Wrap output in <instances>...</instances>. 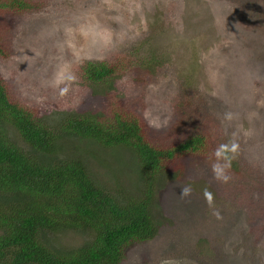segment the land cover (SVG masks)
I'll return each mask as SVG.
<instances>
[{
  "label": "rangeland",
  "instance_id": "1",
  "mask_svg": "<svg viewBox=\"0 0 264 264\" xmlns=\"http://www.w3.org/2000/svg\"><path fill=\"white\" fill-rule=\"evenodd\" d=\"M6 1L0 77L13 100L39 116L81 113L89 103L77 76L82 63L122 65L118 58L148 46L165 57L161 70L126 69L116 89L120 104L147 121L152 139L169 144L204 130L217 146L238 144L228 183L213 179L214 160L189 159L182 173L157 184L159 231L132 245L121 264H264V0H186L172 26L170 11L157 9L169 7L165 0H24L26 10ZM109 153L102 154L108 163ZM110 168L129 181L126 165ZM185 185L192 192L182 199ZM48 242L71 248L81 237L59 232Z\"/></svg>",
  "mask_w": 264,
  "mask_h": 264
},
{
  "label": "trees",
  "instance_id": "2",
  "mask_svg": "<svg viewBox=\"0 0 264 264\" xmlns=\"http://www.w3.org/2000/svg\"><path fill=\"white\" fill-rule=\"evenodd\" d=\"M165 1L169 7L157 9L162 15L170 11L172 26L186 0ZM6 5L30 7L24 0ZM4 53L0 42V57ZM118 59L126 62L94 58L82 63L77 76L88 89L89 103L81 113L39 116L13 100L0 77V264H121L132 245L152 240L159 231L157 184L182 173L189 159L214 160L218 146L211 132L161 144L139 112L120 104L121 75L136 68L153 75L165 57L147 46L133 58ZM103 153L111 154L112 162ZM95 165L109 176L91 170ZM123 165L129 181L110 168ZM68 231L80 235V244H49L48 235Z\"/></svg>",
  "mask_w": 264,
  "mask_h": 264
},
{
  "label": "clouds",
  "instance_id": "3",
  "mask_svg": "<svg viewBox=\"0 0 264 264\" xmlns=\"http://www.w3.org/2000/svg\"><path fill=\"white\" fill-rule=\"evenodd\" d=\"M238 152V144L233 141L220 144L212 153L214 163L211 165L213 179L221 183H228L230 176L228 172L231 169L232 162L235 160ZM191 185H185L181 188L180 197L183 199L191 195ZM203 197L209 207L213 205V194L207 188L203 190Z\"/></svg>",
  "mask_w": 264,
  "mask_h": 264
}]
</instances>
